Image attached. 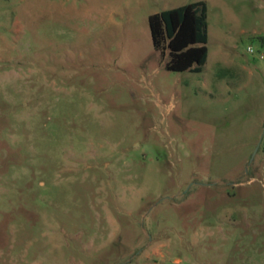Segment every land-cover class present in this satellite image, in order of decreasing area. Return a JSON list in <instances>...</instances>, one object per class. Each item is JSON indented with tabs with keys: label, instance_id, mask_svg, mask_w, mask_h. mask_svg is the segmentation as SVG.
<instances>
[{
	"label": "rangeland",
	"instance_id": "1",
	"mask_svg": "<svg viewBox=\"0 0 264 264\" xmlns=\"http://www.w3.org/2000/svg\"><path fill=\"white\" fill-rule=\"evenodd\" d=\"M198 1L168 71L149 17ZM259 35L264 0H0V264H264Z\"/></svg>",
	"mask_w": 264,
	"mask_h": 264
},
{
	"label": "trees",
	"instance_id": "2",
	"mask_svg": "<svg viewBox=\"0 0 264 264\" xmlns=\"http://www.w3.org/2000/svg\"><path fill=\"white\" fill-rule=\"evenodd\" d=\"M152 44L162 59H168L166 69L172 72L201 73L209 56L208 8L198 1L149 17ZM258 41L264 47V36Z\"/></svg>",
	"mask_w": 264,
	"mask_h": 264
},
{
	"label": "built area",
	"instance_id": "3",
	"mask_svg": "<svg viewBox=\"0 0 264 264\" xmlns=\"http://www.w3.org/2000/svg\"><path fill=\"white\" fill-rule=\"evenodd\" d=\"M248 52L251 53V54L254 53V51H253V49L251 47H249ZM261 59H264V55L261 56Z\"/></svg>",
	"mask_w": 264,
	"mask_h": 264
},
{
	"label": "water",
	"instance_id": "4",
	"mask_svg": "<svg viewBox=\"0 0 264 264\" xmlns=\"http://www.w3.org/2000/svg\"><path fill=\"white\" fill-rule=\"evenodd\" d=\"M261 141H262V139H261ZM261 141H260V143H259V147H260Z\"/></svg>",
	"mask_w": 264,
	"mask_h": 264
}]
</instances>
